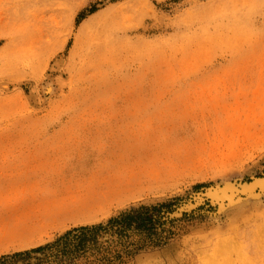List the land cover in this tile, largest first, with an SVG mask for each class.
Listing matches in <instances>:
<instances>
[{
	"label": "rangeland",
	"instance_id": "1",
	"mask_svg": "<svg viewBox=\"0 0 264 264\" xmlns=\"http://www.w3.org/2000/svg\"><path fill=\"white\" fill-rule=\"evenodd\" d=\"M263 176L264 0H0V258L173 203L32 264H264V196L205 197Z\"/></svg>",
	"mask_w": 264,
	"mask_h": 264
},
{
	"label": "trees",
	"instance_id": "2",
	"mask_svg": "<svg viewBox=\"0 0 264 264\" xmlns=\"http://www.w3.org/2000/svg\"><path fill=\"white\" fill-rule=\"evenodd\" d=\"M95 10L90 11V14H93ZM172 206H174L173 203L170 204H161L160 206H155V207H149L146 208L145 206H140L137 211H125L121 213L118 217H113L111 218L106 225L104 224H99V225H94L91 227L88 226H83L80 228H77L76 230L69 231L64 237H59L58 239L55 240V242L51 244H47L45 246H41L32 250H27L23 252H17L11 255H4L0 258V264H7L8 261L7 259L11 256L13 260H16L14 262L8 263V264H32V262L36 261L38 258H40V255L36 256L35 259L31 260V254H36V253H46L49 251H52V249L58 250V245L62 242L63 247L62 249H66L69 254L74 255L77 254L79 251H82L83 255L85 256L87 254L86 250V243L92 242L94 245L97 243V239L99 237V240H102V234H99L98 236L96 233L98 231L104 230L106 227L108 228H117V234L119 237L124 238V233H125V228L127 227H132L133 225H136L138 230H145L148 232V234L151 236L153 235L151 232L154 230V227H151L150 225L152 224V218L149 216L150 210H153L155 212H158L159 214H162V211L164 209H169ZM135 214V215H134ZM137 214V215H136ZM160 224V223H159ZM163 226L162 224H160ZM79 233L78 235L73 234V233ZM74 235L73 238H69V236ZM127 237V236H126ZM149 238V237H148ZM59 251V250H58ZM42 257V256H41ZM21 258V259H20ZM46 258H48L46 256ZM56 259V255L52 254L51 258L46 260L43 258L42 262H39L37 264H52L56 263L55 261L53 262L51 259ZM20 259V260H18ZM104 259H102L103 261ZM99 261H101L99 259ZM45 262V263H44Z\"/></svg>",
	"mask_w": 264,
	"mask_h": 264
},
{
	"label": "bare ground",
	"instance_id": "3",
	"mask_svg": "<svg viewBox=\"0 0 264 264\" xmlns=\"http://www.w3.org/2000/svg\"><path fill=\"white\" fill-rule=\"evenodd\" d=\"M44 93L47 92L44 91ZM224 184L223 187L217 186L214 188H209L205 192V197L207 196L208 198H211L215 206L219 205V209L221 210V212H226V210L230 209L232 206H233L232 207L233 210L234 209L237 210L236 208L243 207L244 205L248 206V204L246 205L247 202L254 204L255 202H257L256 200L264 196V193H262L264 192V176L262 178H255L251 184H245L242 187L240 186L236 187L228 182ZM257 189H260V191L262 192L256 194L255 191ZM236 196H240V197L237 198ZM227 199L230 200V202L225 203V200ZM202 202H203V198L201 194H199L198 196L194 197L193 202H189L188 204H185V206L183 205L182 209L188 210L191 207L196 208L197 206L201 205ZM226 206L228 207L227 209L225 208Z\"/></svg>",
	"mask_w": 264,
	"mask_h": 264
}]
</instances>
